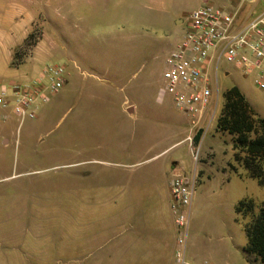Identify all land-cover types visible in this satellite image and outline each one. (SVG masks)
I'll use <instances>...</instances> for the list:
<instances>
[{
	"label": "rangeland",
	"instance_id": "374dc122",
	"mask_svg": "<svg viewBox=\"0 0 264 264\" xmlns=\"http://www.w3.org/2000/svg\"><path fill=\"white\" fill-rule=\"evenodd\" d=\"M203 2L0 0V13H16L0 33V82L41 77L47 97L22 119L0 106V264H90L93 237L108 216L106 206L98 211L97 195L106 202L108 181L161 175L174 162L195 176L187 249L191 240H227L243 253L241 264H260L244 252L247 219L229 202L260 203L264 187L235 175L246 171L233 159L232 136L216 129L224 92L233 86L264 119L255 70L220 63L215 112L194 148L196 160L182 140L195 129L183 123L185 131L173 132L182 113L169 95L156 101L164 60ZM263 7L260 0L256 8ZM51 66L62 68L56 92L45 89ZM132 105L130 117L125 109Z\"/></svg>",
	"mask_w": 264,
	"mask_h": 264
},
{
	"label": "built area",
	"instance_id": "2783aa9c",
	"mask_svg": "<svg viewBox=\"0 0 264 264\" xmlns=\"http://www.w3.org/2000/svg\"><path fill=\"white\" fill-rule=\"evenodd\" d=\"M228 1L236 4L228 9L204 0V4L193 9L181 40L164 60L157 98L162 100L167 95L171 96L174 106L188 117L195 134L199 130L204 131L214 116L217 73L222 61L246 71L255 70V83L264 89V7L257 10L253 4L240 21L242 6L260 0ZM44 73L49 74L45 89L56 92L63 85L62 68L45 67ZM41 79L25 83L0 82V106L10 108L19 119L32 117L33 106L47 98ZM203 121L207 124L205 129ZM194 135L185 140L196 160L194 148L198 144H192ZM194 183V174L187 177L173 169L169 181V207L175 227V247L170 264H193L187 257V238Z\"/></svg>",
	"mask_w": 264,
	"mask_h": 264
},
{
	"label": "crops",
	"instance_id": "0c3cea01",
	"mask_svg": "<svg viewBox=\"0 0 264 264\" xmlns=\"http://www.w3.org/2000/svg\"><path fill=\"white\" fill-rule=\"evenodd\" d=\"M209 1L228 9L236 4L235 1L228 0ZM257 3L242 6L240 21L246 16L242 14L243 9L248 11L253 4L256 6ZM15 15L16 13L8 16L3 15V12L0 13V33L3 25ZM10 55L9 52L7 61ZM227 74L226 72L225 75ZM164 98L159 100L156 96V101L161 103ZM132 106L133 109L129 107L125 109L130 117H133L136 111V106ZM175 120L174 126L170 127L172 131L176 133L185 131L182 124H189L188 117L182 113ZM202 123L205 129L207 124L204 121ZM203 135L204 131L197 147L200 146ZM185 137L182 140L185 141ZM175 164L176 162L168 169L164 167L161 175L128 176L123 180L113 177L110 182L108 181L106 202H100V198L104 196L103 193L97 195L98 211L101 205L106 206L108 216L106 223L98 224L99 230L93 237V242H97V250L93 253L90 264L107 262L110 264H170L175 247V227L169 207V181L173 169L178 170ZM235 175L248 177L246 173L244 175L235 173ZM227 179L230 180L228 175ZM237 201L238 199H233L229 202V207L231 205L235 208ZM259 204L264 207V201ZM97 218L100 217L97 216ZM105 233H107L106 239L100 240V236L103 237ZM228 238L231 239V236ZM106 247L107 249L101 254V249ZM187 257L193 264H241L243 253L234 249L227 240L216 243L205 241L199 243V241L191 240L188 243Z\"/></svg>",
	"mask_w": 264,
	"mask_h": 264
},
{
	"label": "trees",
	"instance_id": "16d2710c",
	"mask_svg": "<svg viewBox=\"0 0 264 264\" xmlns=\"http://www.w3.org/2000/svg\"><path fill=\"white\" fill-rule=\"evenodd\" d=\"M216 129L232 136L233 159L246 171L249 178L264 187V119L258 116L239 88L233 86L224 92ZM202 131H197L198 142ZM236 214L247 219V243L244 252L254 261L264 264V207L250 198L240 200Z\"/></svg>",
	"mask_w": 264,
	"mask_h": 264
}]
</instances>
